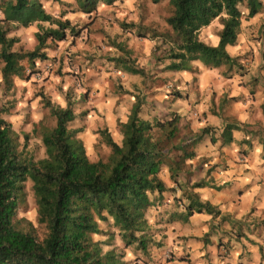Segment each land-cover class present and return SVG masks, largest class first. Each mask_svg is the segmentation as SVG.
Returning a JSON list of instances; mask_svg holds the SVG:
<instances>
[{
    "label": "rangeland",
    "instance_id": "obj_1",
    "mask_svg": "<svg viewBox=\"0 0 264 264\" xmlns=\"http://www.w3.org/2000/svg\"><path fill=\"white\" fill-rule=\"evenodd\" d=\"M260 1L264 6V0ZM42 4L51 15L68 19L78 32H67L62 41H48V59L36 61L32 68L24 63V75L13 77L11 88L3 84L0 71V105L8 108L2 116L10 122L19 143L22 144L24 135H28L27 150L35 159L45 156L40 133L55 125V118L43 104L41 95L61 107L67 103L72 106L76 117L69 126L82 129L78 137L83 141L88 159L96 161L106 159L111 153L110 146L99 132L101 129H107L113 141L121 143L120 123L127 119L134 95L142 98L140 117L143 119H162L173 112L180 115L183 138L188 142L198 135L206 118L222 119L223 116L236 120L242 113L246 92L253 97L251 88L261 81V74L256 78L246 73L258 66L264 68V18L257 14L247 18L245 3L241 5V19L245 26L239 43L229 46L230 55L240 57L237 64L213 68L196 61L192 64V71L186 72L164 71L166 62L155 61V41L140 35L149 27L159 31L168 29L165 23L170 12L168 0H116L112 4H99L90 14L78 10L74 0H42ZM209 25L208 32L204 33L206 41L200 36L208 43L221 29L218 19ZM9 29L8 36L19 40L13 46L14 50L34 48L36 24L28 27L10 24ZM115 44H120L123 52ZM117 57L142 69L145 76L123 70L121 62L115 59ZM1 65L0 62V68ZM223 80L229 82L223 85ZM230 85L237 90V100L227 97L231 91L220 93ZM243 87L246 89L242 90ZM203 136L194 146V158L186 160L183 170H188L185 172L188 175H180L179 184L184 185L186 180L187 183L206 180L207 176L218 171L212 162L219 157L214 150L219 141L217 132L212 131V136L216 137H212L214 141L209 139L211 135ZM244 150H239L236 161H245ZM260 157L257 160L264 162V152ZM250 160L254 161L252 156ZM261 166V169L256 165L249 170L252 187L261 185L258 179L264 181V163ZM241 173L238 170L232 177L234 181L229 190L236 191L235 180ZM160 176L171 189L146 212L153 241L147 250L143 252L134 244L125 245L111 220L100 223L110 235H93L94 239L105 242L103 250L113 249L122 256L125 264H264L262 193L248 205V214L240 219L237 200L249 186L241 185L242 192L233 194V205H227L233 213L207 216L204 212H194L186 219L173 220L169 213L174 207L176 212L183 210L186 200L170 178L167 167H163ZM211 179L209 185L213 186L205 190L210 201H214L221 192L215 188L220 180ZM227 179L231 180L229 176ZM25 191V201L20 205L18 217L29 221L38 236L43 237L45 230L37 222V207L30 182L25 184ZM243 199L239 200V205ZM235 214L237 218L233 217Z\"/></svg>",
    "mask_w": 264,
    "mask_h": 264
},
{
    "label": "trees",
    "instance_id": "obj_2",
    "mask_svg": "<svg viewBox=\"0 0 264 264\" xmlns=\"http://www.w3.org/2000/svg\"><path fill=\"white\" fill-rule=\"evenodd\" d=\"M114 1L74 0L78 10L88 14L101 3ZM243 3L247 18L262 9L260 0H168V29L149 27L140 35L155 41V61L166 62L164 71H190L196 61L213 68L231 67L240 57L231 56L226 48L237 43ZM0 16V71L6 88H11L13 77L24 75V63L32 68L36 61L48 59V41H62L67 32H78L62 15L48 13L42 0H0ZM215 19L222 27L217 44L210 45L200 38V31ZM10 24L37 25L32 50L13 49L19 40L8 36ZM115 47L123 52L120 44ZM115 59L126 72L145 76L142 69L122 57ZM41 96L55 125L40 133L45 156L39 159L27 150L28 135L19 143L10 122L2 116L8 108L0 105V264H125L113 249L103 250L105 242L93 235H110L100 223L111 220L125 245L134 244L145 252L153 242L146 212L171 189L160 176L163 167L186 200L180 217L194 212L221 214L196 191L212 187L209 179L179 184V176L188 175V170H183L186 160L194 158V146L207 129L185 142L180 115L173 112L162 119H143V101L137 94L127 119L120 123L121 143L113 141L107 129H101L111 153L106 159L91 161L78 137L82 129L69 126L76 117L72 106L67 103L61 107ZM27 182L31 183L37 222L45 230L43 237L29 221L18 217Z\"/></svg>",
    "mask_w": 264,
    "mask_h": 264
},
{
    "label": "crops",
    "instance_id": "obj_3",
    "mask_svg": "<svg viewBox=\"0 0 264 264\" xmlns=\"http://www.w3.org/2000/svg\"><path fill=\"white\" fill-rule=\"evenodd\" d=\"M259 17L263 16L264 18V6L262 5V10L257 14ZM256 16V15H255ZM254 16V17H255ZM246 22V21H245ZM209 26H206L201 29L200 36L205 41V35L204 33H207L209 30ZM244 20L240 19V24L238 27L237 32V43L234 46H237L239 43L240 35L242 34V29L244 28ZM209 34V33H208ZM218 42V33L214 34V38L212 41L208 44L210 45H216ZM230 47L227 46V51L230 54ZM231 56H238V55H231ZM254 61H257V58H254ZM192 64H196V62H193ZM252 67V65H251ZM258 66L256 68H252V70L249 69V72H247V75H252L257 78V74H261L262 78L261 81H264V68ZM192 71V70H190ZM186 72V71H184ZM261 72V73H260ZM224 81V80H223ZM259 81V83L254 86V88H251V92L254 93L253 97H250V95L247 93L246 97H244V105L242 109V113L237 117L236 120H231L229 117H223L222 119L216 118H206L204 127H201L202 129H207L206 133L204 135H211L209 138L211 141H214L212 136V131L217 132V136L219 137V141L217 144H215L216 148L214 147V150H216V153L219 155V157L214 158L213 165L215 166V170L217 169V172L212 173V175H209L206 177L207 179H214V181H219L217 183L218 187L217 189L221 192L219 194L218 199L214 201H210V195H206V190L208 187L197 189L196 191L200 195V199L202 201H208L211 205L216 206L220 211L221 214H229V212L233 213L230 208L227 207L228 204L233 205L232 201L234 199L233 194L237 192L240 194L242 192L241 185L244 187L249 186L247 188V192H244L240 198H238V209H239V219L243 216L248 214L247 208L249 207L250 203L254 202V200L257 198V196H260V193L263 194L264 199V181L259 180L258 182H261V185L255 184V187H252L250 184L253 182V180L250 181V175L249 170L256 165H260V168H262V164L264 163L262 159L261 161L257 160V157H260V154L264 152V83ZM222 82V81H221ZM225 82H229L227 80L222 83L223 85L226 84ZM221 85V88H223ZM251 85V84H250ZM246 89V87H243L242 90ZM255 90V91H254ZM231 91V92H229ZM225 92H229L227 95L228 98H231V100H237V90L232 87V85L226 87L225 90L221 89L220 93L224 94ZM219 93V94H220ZM231 93V94H230ZM248 106V107H247ZM228 116V115H227ZM212 117V116H211ZM212 126V127H209ZM231 126V128H229ZM234 126V127H233ZM209 128H213L212 130H209ZM204 137V136H203ZM213 137V138H212ZM203 139V138H202ZM228 139V140H227ZM255 150H250L253 148ZM245 149L243 152L247 156L244 158L245 161L242 163L241 161H236L239 150ZM252 156L253 160H250V157ZM261 158V157H260ZM240 162L242 164H240ZM237 163V164H236ZM238 166V167H237ZM238 170H241L240 177L235 180V185L237 186L236 191L234 189L229 190L228 187L231 185L232 181L234 179L232 177L236 176V172ZM247 173V174H245ZM264 175V171H263ZM228 176L231 180H228ZM211 179V180H212ZM240 179V180H239ZM244 197L243 201H241L239 205V200ZM170 203V200L167 202ZM173 205V204H172ZM171 206H169L170 208ZM174 207V206H173ZM184 212L183 210H180L176 212L175 207L171 210L170 218L173 220H177L180 218V215ZM223 212V213H222ZM226 212V213H224ZM178 215V217H176ZM208 216V214H205ZM204 216V215H203ZM238 215L235 214L237 218ZM182 219H186L184 217H181ZM234 222H237L235 218Z\"/></svg>",
    "mask_w": 264,
    "mask_h": 264
},
{
    "label": "clouds",
    "instance_id": "obj_4",
    "mask_svg": "<svg viewBox=\"0 0 264 264\" xmlns=\"http://www.w3.org/2000/svg\"><path fill=\"white\" fill-rule=\"evenodd\" d=\"M222 27V26H221ZM33 30H35V29H33Z\"/></svg>",
    "mask_w": 264,
    "mask_h": 264
}]
</instances>
